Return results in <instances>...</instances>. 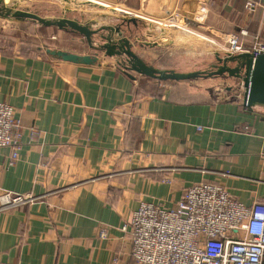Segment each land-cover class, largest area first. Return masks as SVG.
Instances as JSON below:
<instances>
[{
	"label": "crops",
	"instance_id": "1",
	"mask_svg": "<svg viewBox=\"0 0 264 264\" xmlns=\"http://www.w3.org/2000/svg\"><path fill=\"white\" fill-rule=\"evenodd\" d=\"M244 2L134 0L136 6L118 8L142 25H162L167 14L183 10L194 34L221 41L245 28L243 41L256 36L264 42V9L248 14ZM106 16L76 18L92 27L119 21ZM139 23L122 25L123 34L157 38L150 27L131 36ZM136 45L146 62L179 70L155 62L172 46ZM45 47H0V100L14 107L20 132L12 164L10 148H0V189L40 195L0 210V261L136 264L121 226L140 201L174 207L198 181L221 184L245 205L264 200V107L243 105L240 89L235 95L237 89L228 87L217 99L183 81L128 76L101 52L86 64L50 55Z\"/></svg>",
	"mask_w": 264,
	"mask_h": 264
},
{
	"label": "built area",
	"instance_id": "2",
	"mask_svg": "<svg viewBox=\"0 0 264 264\" xmlns=\"http://www.w3.org/2000/svg\"><path fill=\"white\" fill-rule=\"evenodd\" d=\"M258 7L264 9V0L244 2L248 14ZM161 26L194 33L190 19L180 11L167 14ZM248 35L240 28L238 33L225 34L218 44L222 52L232 54L264 53V42L256 36L243 41ZM19 137L14 107L0 100V148H10V164L17 159ZM37 199L40 195L0 189V210ZM121 229L129 235L130 255L136 264H264V200L245 205L218 183L190 184L174 207L142 200ZM98 234L105 237V227Z\"/></svg>",
	"mask_w": 264,
	"mask_h": 264
},
{
	"label": "water",
	"instance_id": "3",
	"mask_svg": "<svg viewBox=\"0 0 264 264\" xmlns=\"http://www.w3.org/2000/svg\"><path fill=\"white\" fill-rule=\"evenodd\" d=\"M66 1V0H65ZM91 6L101 5L96 1ZM64 12H73L68 6L62 9ZM119 13V21L115 24H103L92 27L90 21H80L76 17H46L29 10L18 9L9 5L7 0H0V16L6 19L23 20L29 19L43 28L48 29L49 34L62 38L60 45L53 42L45 44V52L63 60L92 63L97 61L98 53L113 57L116 64L131 76L132 73L144 75L159 81H184L205 77L226 76L238 79L241 83L242 104L247 107H264V53L253 55L250 52L232 54L230 52H219L213 50L214 62L204 69L180 71L174 68L157 67L146 62L135 51V45H169L181 43H196L197 35L190 33L187 39H173L167 35L164 26H159L150 34H157L154 42H143L140 44L136 38L131 39L123 34L122 25L127 27L132 24L137 26L141 19L137 16L128 15L126 12L109 10ZM75 12V10H74ZM147 27L148 24H143ZM99 41H96L95 38ZM180 40V41H179ZM91 50L94 53H90Z\"/></svg>",
	"mask_w": 264,
	"mask_h": 264
},
{
	"label": "rangeland",
	"instance_id": "4",
	"mask_svg": "<svg viewBox=\"0 0 264 264\" xmlns=\"http://www.w3.org/2000/svg\"><path fill=\"white\" fill-rule=\"evenodd\" d=\"M9 5H12L18 9L29 10L36 12L40 15L46 17H59V16H71L78 18H88L92 17L94 20H105L101 19L108 14L113 18L114 15L116 20H119V13H113L110 10L111 7L103 8L102 6L94 7L89 0H7ZM81 1V2H80ZM98 1V0H97ZM111 6L120 7V5H129L131 7L136 6L137 4L133 3L134 0H107ZM129 3V4H128ZM185 4V3H184ZM189 3L184 5V8H187ZM64 6H68L73 9V12H64L62 9ZM183 8V9H184ZM75 10V12H74ZM184 12L183 10H181ZM97 13V14H96ZM74 14V15H73ZM106 16V17H107ZM97 22V21H96ZM118 22V21H117ZM160 25L155 22L149 23L147 27L149 30L155 32L157 27ZM145 27L139 23L136 28V32H130L131 36H135L137 32L144 33ZM167 30V35L171 34V37L174 39H187V36L190 33L173 29L170 27H165ZM194 30H199L195 28ZM48 29L43 28L41 25L29 20H15V19H6L0 16V47L5 49H14L18 51L34 50L35 47L43 46L48 42H53L54 44L61 43L63 39L52 34H49ZM197 37L196 43H181L172 45L171 49L163 50L161 57H157L155 62L162 60L164 64L174 66L175 68L182 71H190L194 69H204L209 66L210 63L214 62L213 50L216 49L220 52L221 46L218 44L219 39L213 40L212 35L207 33L195 32ZM146 35V34H145ZM154 36V34L150 35ZM146 37V38H145ZM180 37V38H179ZM137 42L143 44V42H154L158 38L153 39L148 36L136 35ZM96 41L99 39L96 37ZM180 41V40H179ZM144 45V44H143ZM138 46V45H136ZM219 49V50H218ZM153 53V52H152ZM223 53V52H222ZM157 60V61H156ZM169 82V81H168ZM182 84L187 86V89L197 90V91H206L211 93V96L215 98H222L226 95V89L235 90V95L238 94L241 88V83L238 79L230 78L226 76H215V77H205L192 79L188 81H183ZM239 95V94H238Z\"/></svg>",
	"mask_w": 264,
	"mask_h": 264
},
{
	"label": "bare ground",
	"instance_id": "5",
	"mask_svg": "<svg viewBox=\"0 0 264 264\" xmlns=\"http://www.w3.org/2000/svg\"><path fill=\"white\" fill-rule=\"evenodd\" d=\"M89 1H96V2H97V0H89ZM74 2L77 3V1H75V0H74ZM80 2H81V1H80ZM99 3H102L103 5H105V6H107V7H111V8H110L111 10H118V11L121 10V11H124V10H122V9L119 10V8H117V7L110 6L109 4H107V3H105V2H102V1H99Z\"/></svg>",
	"mask_w": 264,
	"mask_h": 264
}]
</instances>
